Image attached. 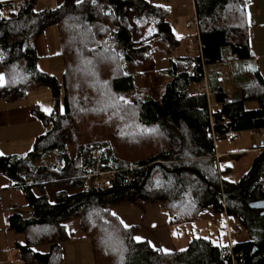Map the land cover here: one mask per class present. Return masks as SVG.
I'll return each instance as SVG.
<instances>
[{"label": "trees", "instance_id": "trees-1", "mask_svg": "<svg viewBox=\"0 0 264 264\" xmlns=\"http://www.w3.org/2000/svg\"><path fill=\"white\" fill-rule=\"evenodd\" d=\"M194 2L200 44L186 57L173 56L181 39L170 10L147 0H63L53 10H37V0L0 5V100L21 101L42 87L53 98L50 114L33 110L47 129L33 150L15 165L0 157V167L30 193L23 264H62L72 221L92 240L95 264H232L236 255V264H264V215L249 207L264 200V143L237 181L226 179L230 165L220 172L216 165V140L264 134V78L250 49L249 0ZM133 20L153 31L138 38ZM51 26L61 78L38 68L29 44ZM159 62L168 65L160 69L161 88L140 95L137 78ZM50 154L52 165L33 167ZM89 168L116 171L112 187L85 192ZM141 201L161 203L179 224L213 207L229 218L230 247L199 238L184 251L164 253L134 240L141 227H124L111 208ZM44 246L47 252L39 251Z\"/></svg>", "mask_w": 264, "mask_h": 264}, {"label": "crops", "instance_id": "crops-1", "mask_svg": "<svg viewBox=\"0 0 264 264\" xmlns=\"http://www.w3.org/2000/svg\"><path fill=\"white\" fill-rule=\"evenodd\" d=\"M18 1L23 0H0V5ZM147 1L170 10L169 21L173 28L180 27L182 21H185L184 27L186 28V24L192 22L188 17H194V22L197 19L194 0ZM62 2L63 0H51L47 9H56ZM246 11L250 25V49L257 59L256 65L264 78V0H249ZM193 31H195L199 48V31ZM40 37L29 43L35 48L39 57L38 68L48 74L61 75L64 71V62L60 59L62 58L61 51L50 50L46 37L43 36L44 43ZM45 102L49 105V94L41 88L29 92L27 98L21 101L0 100V157H6L9 164L15 165L16 162L24 159L33 150L37 139L46 134L47 129L33 114L36 107L45 113L42 108V103ZM52 111L53 107L50 112L46 113L50 114ZM261 140L262 146L264 139L261 138ZM261 146L255 147L253 151L247 147L243 148L244 150L216 151V155L219 156L220 165L223 167L221 164L223 159H227L226 165H230V161L236 160L230 157L234 156V153L246 151L258 154ZM38 162L41 161L34 162V168L39 167ZM232 175V179H235V174ZM17 179L15 175L0 167V264H23L21 249L27 244L26 229L30 222L32 206L27 185H23ZM111 212L120 222L123 221V226L128 225L127 228L143 226L144 230H137L134 237L142 238L138 242H151L149 244L154 249L167 250V252L162 251L164 253L184 251L194 239L199 238L211 240L220 247L231 245V240L229 241L226 234L225 218L213 207L202 211L197 221L183 224L175 223L161 203L141 201L139 206L122 203L113 206ZM72 222L67 224L68 230ZM74 227L77 230L73 232L69 230L74 234L73 238L62 245V264H95L92 240L78 229V223ZM195 234L197 236H194ZM47 250V246L39 249L42 252H47Z\"/></svg>", "mask_w": 264, "mask_h": 264}, {"label": "rangeland", "instance_id": "rangeland-1", "mask_svg": "<svg viewBox=\"0 0 264 264\" xmlns=\"http://www.w3.org/2000/svg\"><path fill=\"white\" fill-rule=\"evenodd\" d=\"M49 1L51 0H37V10H44L47 9V6H49ZM54 1V0H52ZM55 6V5H53ZM189 20H191L192 22H194V17H188ZM133 19V18H132ZM135 29H136V33L138 35V38H142L144 36H146L147 33L153 31V27L149 26V25H144L142 23H136L134 20L132 21ZM182 24L180 25V27H174V33L176 34L177 37H179L181 39V45L180 47L173 53L174 57H186V56H191V55H196L197 51H198V42L196 40V35H195V31H193L192 29H187L184 27L185 21L181 22ZM57 27L56 26H51L49 27L45 33L40 37L41 41L44 43L43 40V36L46 37L47 40V46L49 47V49H58V51H61L60 48V42H59V38H58V33H57ZM54 51V50H52ZM56 51V50H55ZM160 57V56H159ZM59 59V58H58ZM63 61V58H60ZM158 59H161L158 58ZM60 61V60H59ZM159 61V60H158ZM251 65H255V63H251ZM147 70L142 72L144 73L141 78H137L136 82H137V93H139L140 95L142 94H146L147 92L151 91V93H154L155 89H160L161 88V77L159 76V73L161 72L160 69L163 68H167V63L166 62H159L158 64V69H153L151 64L147 65ZM57 68V67H54ZM64 73V71H63ZM63 73L59 76H57L59 78H61L63 76ZM41 89H44V91H47V93L49 94V105H46L45 103H42V108L43 110H46L47 107L49 106V111H45L46 112H50L52 110L53 107V99L51 96V92L50 89L47 87H43ZM131 95V94H128ZM128 98L130 96H127ZM47 114V113H46ZM239 138L237 141H233L231 139H219L216 140V151L217 152H225V151H234V150H244L243 148H249L251 149V151H253V149L255 147H260L262 144V140L260 138V135H252L250 132H244L241 134L237 135ZM73 152V151H72ZM247 153V154H246ZM234 155H243V157H241V159H236V160H232L230 161V166L233 169V173L235 174V181H237L238 179H240L244 173H246L248 171V169L251 168L255 158L257 157V153L255 152H246V151H238L237 153H234ZM55 154H50L48 155L45 160L38 162L37 165L39 166H43V165H52L55 162ZM227 159H223L222 160V166H226L227 164ZM231 175V174H230ZM221 215V214H220ZM224 216V215H223ZM225 218V216H224ZM77 224L76 221L72 222V224L70 225V229L71 232H73V230H77L76 227H74ZM230 224V223H229ZM225 225V224H224ZM226 226V225H225ZM144 227L142 226L139 230H144ZM231 234H227L229 241L231 240V235L233 233L232 229L230 228ZM196 232V231H195ZM192 234V233H189ZM194 236H197L196 234ZM231 243V241H230Z\"/></svg>", "mask_w": 264, "mask_h": 264}, {"label": "built area", "instance_id": "built-area-1", "mask_svg": "<svg viewBox=\"0 0 264 264\" xmlns=\"http://www.w3.org/2000/svg\"><path fill=\"white\" fill-rule=\"evenodd\" d=\"M186 28H189V29H193V30H196V31H199V25H198V22H197V19L195 20V22H188L186 24ZM206 90H207V87H206ZM201 92V89L198 88L196 91H194L192 93V95H196L197 93H200ZM252 135H257L256 132H252ZM262 139H264V134H261L260 135ZM227 139H231L233 141H237L238 140V136L233 134V133H230L228 134L227 136ZM94 157L96 158H99L100 157V151L99 150H95L94 153H93ZM219 156L216 155V159L218 160ZM216 165H217V168H218V171L220 172L221 171V165H220V162H216ZM116 171H109L107 173H99L97 171H94L93 169L89 168L88 169V174H87V179L89 180L88 183L85 185V192H90V191H93V190H97V191H102V190H106V189H109L112 187L113 185V181L115 180L116 178ZM233 178V175H228L226 179H232ZM220 203H224V198H222L221 201H219ZM230 221H229V218L226 216L225 217V225H226V232L227 234H231V231H230ZM228 252H226L224 255H227ZM239 255H236V256H233L231 257L232 259V264H236V258L238 257Z\"/></svg>", "mask_w": 264, "mask_h": 264}, {"label": "snow or ice", "instance_id": "snow-or-ice-1", "mask_svg": "<svg viewBox=\"0 0 264 264\" xmlns=\"http://www.w3.org/2000/svg\"><path fill=\"white\" fill-rule=\"evenodd\" d=\"M75 2H76L77 5H79L81 3V0H75ZM92 2L95 4L96 0H92ZM2 15L3 14L0 13V16H2ZM3 83H4V74L0 73V85H3ZM121 99H123V98H121ZM124 102L127 103L126 100ZM45 111H49V110L46 109ZM121 223L123 224V221H121ZM124 227L127 228L128 225H124ZM133 239L136 240V241H141L142 238L137 236V237H133ZM149 243H151V242H149ZM161 251L167 252V250H161ZM181 251H183V250H181Z\"/></svg>", "mask_w": 264, "mask_h": 264}, {"label": "water", "instance_id": "water-1", "mask_svg": "<svg viewBox=\"0 0 264 264\" xmlns=\"http://www.w3.org/2000/svg\"><path fill=\"white\" fill-rule=\"evenodd\" d=\"M77 201H75L74 204H76ZM249 207L252 208V209H254V210L260 211L261 212V215H264V200L250 202L249 203Z\"/></svg>", "mask_w": 264, "mask_h": 264}, {"label": "bare ground", "instance_id": "bare-ground-1", "mask_svg": "<svg viewBox=\"0 0 264 264\" xmlns=\"http://www.w3.org/2000/svg\"><path fill=\"white\" fill-rule=\"evenodd\" d=\"M217 161H219V158H218V160Z\"/></svg>", "mask_w": 264, "mask_h": 264}]
</instances>
